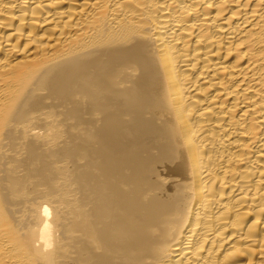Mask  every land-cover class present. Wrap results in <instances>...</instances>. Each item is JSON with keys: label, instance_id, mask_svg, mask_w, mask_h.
I'll use <instances>...</instances> for the list:
<instances>
[{"label": "bare ground", "instance_id": "obj_1", "mask_svg": "<svg viewBox=\"0 0 264 264\" xmlns=\"http://www.w3.org/2000/svg\"><path fill=\"white\" fill-rule=\"evenodd\" d=\"M0 264H264V0H0Z\"/></svg>", "mask_w": 264, "mask_h": 264}]
</instances>
